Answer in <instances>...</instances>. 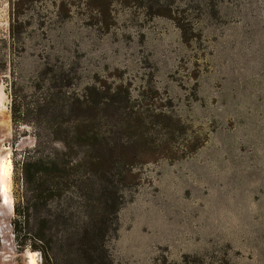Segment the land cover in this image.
<instances>
[{"label":"rangeland","instance_id":"obj_1","mask_svg":"<svg viewBox=\"0 0 264 264\" xmlns=\"http://www.w3.org/2000/svg\"><path fill=\"white\" fill-rule=\"evenodd\" d=\"M0 89L13 201L0 264H27V251L46 264L11 220L21 161L52 145L36 126L67 117L60 92H107L116 103L96 119L117 106L108 126L138 125L116 148L135 178L114 176V264H264V0H0ZM12 96L27 123L12 122ZM33 213L41 222L46 206Z\"/></svg>","mask_w":264,"mask_h":264},{"label":"trees","instance_id":"obj_2","mask_svg":"<svg viewBox=\"0 0 264 264\" xmlns=\"http://www.w3.org/2000/svg\"><path fill=\"white\" fill-rule=\"evenodd\" d=\"M159 6L161 11L157 13L175 19L168 6ZM66 94L60 92L59 96V106L69 108L66 119L51 127L36 126L35 139L47 132L52 140L50 148L36 150L21 161L18 183L22 195L14 205L13 234L21 249L28 244L41 253L46 264H114L109 237L118 229L117 211L123 201L122 184L117 187L114 176L124 187L135 178L133 161L120 157L116 148L126 145L122 137L138 125L131 126L127 119L125 125L116 127L115 122L108 126L113 111L121 113L117 106L103 116V123L96 119L94 109L102 104L113 106L116 101L107 92L98 93L95 99L91 94ZM10 115L15 125L27 123L13 96ZM115 163L120 166L114 173ZM94 181H98L97 188L85 189ZM89 191L93 196L86 197ZM43 206L46 216L37 222L33 208ZM58 229L61 234H57Z\"/></svg>","mask_w":264,"mask_h":264},{"label":"bare ground","instance_id":"obj_3","mask_svg":"<svg viewBox=\"0 0 264 264\" xmlns=\"http://www.w3.org/2000/svg\"><path fill=\"white\" fill-rule=\"evenodd\" d=\"M11 169L12 163L10 157L3 148H0V209H5L9 213L13 210V201L9 194ZM1 217H4V212H0ZM26 257L28 259L27 264H38L33 252L27 251Z\"/></svg>","mask_w":264,"mask_h":264}]
</instances>
